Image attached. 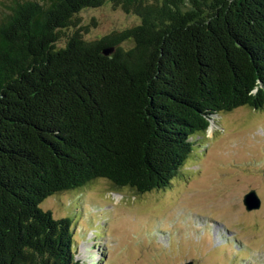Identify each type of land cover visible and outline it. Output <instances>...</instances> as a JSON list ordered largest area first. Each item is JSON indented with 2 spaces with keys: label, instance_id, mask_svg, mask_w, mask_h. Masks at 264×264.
Returning a JSON list of instances; mask_svg holds the SVG:
<instances>
[{
  "label": "trees",
  "instance_id": "trees-1",
  "mask_svg": "<svg viewBox=\"0 0 264 264\" xmlns=\"http://www.w3.org/2000/svg\"><path fill=\"white\" fill-rule=\"evenodd\" d=\"M106 2L141 21L88 39L78 13ZM240 106L264 108V0H0V264H82L43 201L166 190Z\"/></svg>",
  "mask_w": 264,
  "mask_h": 264
},
{
  "label": "rangeland",
  "instance_id": "rangeland-1",
  "mask_svg": "<svg viewBox=\"0 0 264 264\" xmlns=\"http://www.w3.org/2000/svg\"><path fill=\"white\" fill-rule=\"evenodd\" d=\"M78 17L88 39L141 21L111 2ZM192 139V155L166 190L138 195L98 178L43 201L55 218L72 220L82 264H264V108L222 113ZM251 189L262 205L247 211L243 196ZM138 213L153 217L133 233Z\"/></svg>",
  "mask_w": 264,
  "mask_h": 264
},
{
  "label": "water",
  "instance_id": "water-1",
  "mask_svg": "<svg viewBox=\"0 0 264 264\" xmlns=\"http://www.w3.org/2000/svg\"><path fill=\"white\" fill-rule=\"evenodd\" d=\"M112 49L109 50V48L105 49L104 52L106 54L110 53ZM213 122V120H211V123ZM244 197H243V202L246 206L247 210H253L254 209H258L261 206V198L258 195L257 191L255 189H251L250 191H248L247 193H244ZM184 264H192V262H186Z\"/></svg>",
  "mask_w": 264,
  "mask_h": 264
},
{
  "label": "bare ground",
  "instance_id": "bare-ground-1",
  "mask_svg": "<svg viewBox=\"0 0 264 264\" xmlns=\"http://www.w3.org/2000/svg\"><path fill=\"white\" fill-rule=\"evenodd\" d=\"M227 163V162H226ZM222 164V163H221ZM219 177V176H218ZM119 196V195H118ZM120 197V196H119ZM136 208V207H135ZM144 209V208H143ZM146 212V211H145ZM129 212H127V214H128ZM130 213H131V211H130ZM150 216H152L153 217V215L151 214H149V213H138L137 214V216H135V217H137V219H138V221H137V223L134 225V230H133V233H136V232H138L141 228H143V230L144 229H146V228H148V226H150V225H148L150 222V218H148V217H150ZM144 218V219H143ZM129 220V218L128 217H125V218H123L122 219V224H123V222L124 221H128ZM147 230V229H146ZM146 230H145V232H146ZM135 237V236H134ZM163 255V254H162ZM219 256H221V255H219ZM215 257H218V255H215ZM167 262L168 261H165V259L163 258V259H161V263L162 264H167Z\"/></svg>",
  "mask_w": 264,
  "mask_h": 264
}]
</instances>
